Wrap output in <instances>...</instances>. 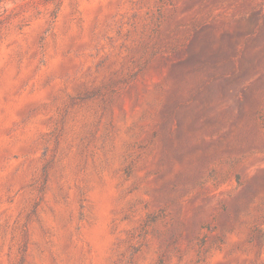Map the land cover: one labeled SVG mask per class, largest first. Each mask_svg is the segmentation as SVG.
<instances>
[{"label":"rangeland","instance_id":"374dc122","mask_svg":"<svg viewBox=\"0 0 264 264\" xmlns=\"http://www.w3.org/2000/svg\"><path fill=\"white\" fill-rule=\"evenodd\" d=\"M0 264H264V0H0Z\"/></svg>","mask_w":264,"mask_h":264}]
</instances>
